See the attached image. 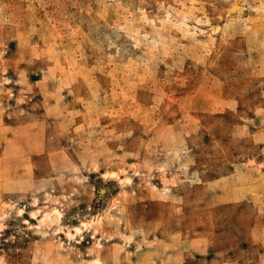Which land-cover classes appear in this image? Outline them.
<instances>
[{"label": "rangeland", "instance_id": "obj_1", "mask_svg": "<svg viewBox=\"0 0 264 264\" xmlns=\"http://www.w3.org/2000/svg\"><path fill=\"white\" fill-rule=\"evenodd\" d=\"M0 264H264V0H0Z\"/></svg>", "mask_w": 264, "mask_h": 264}]
</instances>
